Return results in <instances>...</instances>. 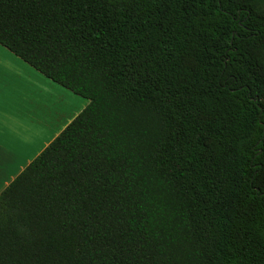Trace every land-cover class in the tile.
<instances>
[{"label": "trees", "instance_id": "trees-1", "mask_svg": "<svg viewBox=\"0 0 264 264\" xmlns=\"http://www.w3.org/2000/svg\"><path fill=\"white\" fill-rule=\"evenodd\" d=\"M0 45L88 101L0 264H264V0H0Z\"/></svg>", "mask_w": 264, "mask_h": 264}, {"label": "crops", "instance_id": "crops-1", "mask_svg": "<svg viewBox=\"0 0 264 264\" xmlns=\"http://www.w3.org/2000/svg\"><path fill=\"white\" fill-rule=\"evenodd\" d=\"M80 98L0 45V193L86 107Z\"/></svg>", "mask_w": 264, "mask_h": 264}, {"label": "rangeland", "instance_id": "rangeland-1", "mask_svg": "<svg viewBox=\"0 0 264 264\" xmlns=\"http://www.w3.org/2000/svg\"><path fill=\"white\" fill-rule=\"evenodd\" d=\"M80 99H83V98H80ZM82 101H84V100H82ZM86 102H87V104H88V101L87 100H85ZM87 106V105H86Z\"/></svg>", "mask_w": 264, "mask_h": 264}]
</instances>
